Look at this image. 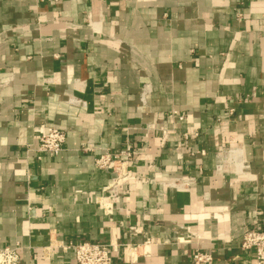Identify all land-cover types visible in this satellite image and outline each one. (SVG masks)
Segmentation results:
<instances>
[{
    "label": "crops",
    "instance_id": "crops-1",
    "mask_svg": "<svg viewBox=\"0 0 264 264\" xmlns=\"http://www.w3.org/2000/svg\"><path fill=\"white\" fill-rule=\"evenodd\" d=\"M47 126L66 138L37 159ZM128 141L115 199L94 160ZM177 176L194 180L176 190ZM255 226L264 0H0V248L19 244L21 264H74L50 241L107 243L113 264H189L195 247L251 264Z\"/></svg>",
    "mask_w": 264,
    "mask_h": 264
},
{
    "label": "built area",
    "instance_id": "built-area-1",
    "mask_svg": "<svg viewBox=\"0 0 264 264\" xmlns=\"http://www.w3.org/2000/svg\"><path fill=\"white\" fill-rule=\"evenodd\" d=\"M238 18L243 17V14L236 12ZM172 115H176L175 112H171ZM181 119V116H178ZM154 129V128H153ZM146 130H152V128H146ZM161 132L167 133V128H160ZM197 132L194 133L196 135ZM183 139L188 138V133L183 132ZM66 136L64 132L53 126L45 127L37 137V145L35 148L28 146L27 151H34L37 155V159H40L42 155H48L50 157L56 156L62 149V145ZM201 152H204L200 150ZM136 151L133 150L132 144L128 141L123 148L117 152L103 151L94 160V165L97 169H110L115 176L113 180L105 187L109 195L115 199L118 198L117 186L119 180H127L129 178L128 162L134 158ZM193 177H173L167 185L178 190L185 189L188 185L192 184ZM101 208L104 212L111 214V203L108 201H101ZM149 240H145L148 243ZM240 247L244 250H253L254 259L251 264H264V227L255 226L245 229L242 233ZM60 248L61 250H70L73 254L74 264H113L112 257L109 248V244L104 242L82 241L79 243L68 242L62 245L50 243L43 246L45 253H51L53 249ZM22 247L19 244L5 245L0 248V264H21V251ZM211 261V255L208 251L195 247L191 254L189 264H208Z\"/></svg>",
    "mask_w": 264,
    "mask_h": 264
}]
</instances>
